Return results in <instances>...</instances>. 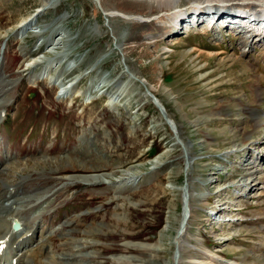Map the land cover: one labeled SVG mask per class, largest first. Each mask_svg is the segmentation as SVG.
Listing matches in <instances>:
<instances>
[{
	"label": "rangeland",
	"instance_id": "374dc122",
	"mask_svg": "<svg viewBox=\"0 0 264 264\" xmlns=\"http://www.w3.org/2000/svg\"><path fill=\"white\" fill-rule=\"evenodd\" d=\"M142 1L0 0V214L36 264H174L183 192L181 264H264V33Z\"/></svg>",
	"mask_w": 264,
	"mask_h": 264
},
{
	"label": "bare ground",
	"instance_id": "6f19581e",
	"mask_svg": "<svg viewBox=\"0 0 264 264\" xmlns=\"http://www.w3.org/2000/svg\"><path fill=\"white\" fill-rule=\"evenodd\" d=\"M211 1H213V0H207V3H205L203 5H199L198 4L199 1L194 0L193 1L194 3L191 4V6H193L194 9L190 14L188 13V16H187L188 19H191V22L193 23V22H196L197 20L204 19L206 17L207 23L214 22L215 24H217V23L221 24L224 20H226V21L229 20L231 23H234V26L237 28L240 26H245V27L250 28L251 30L248 28H246L245 30L252 31V33L255 35V37L257 34L259 36L260 34L264 33V0H245V1H243V0H219L218 2L214 1V3H210ZM96 2L98 5V8H100L103 11L105 16L106 15L108 16V14L113 13V12L110 13L109 10H104V8H102L100 6L99 0H95L94 4H96ZM142 2H144L146 5H149V6L155 5L156 7L159 8V11H161L165 14L164 16L166 19L171 18L172 22L176 21L175 23H177V24L180 21V17L182 18L181 15H183L185 12H188L187 10H184V11L181 10L179 12V10L181 8H178V9L174 8V6L177 2L176 0H143ZM225 3L233 6L230 9L231 12L228 14V15H231L230 17H224L227 15V13L222 11L223 10L222 6ZM46 4H47V2L45 1L42 6H44ZM249 4H253V5H249ZM230 7L231 6H227L225 8H230ZM244 7H247V8H244ZM248 7H251V8H248ZM203 8L207 11H205V16L204 17L202 16L203 18H201V15H198V14H199L200 9H203ZM44 9L45 8H43V9L38 8L37 12L43 11ZM254 9H255V11H254ZM236 11H237V13H235ZM244 11L247 13L244 14ZM210 12L212 13V16L210 18H208L211 15ZM232 14H234V16H232ZM125 15L126 14L121 13L120 16H124L127 19L128 15H126V16ZM38 16L39 15H36V13L29 14L27 17H25L21 20L22 22H19L20 24L19 23L18 24L19 25L30 24L34 21V19L36 20V18ZM226 25H228V24L226 23ZM231 26H233V24ZM262 36H264V34ZM4 47L5 46H3V50L5 49ZM3 50L1 51L0 56L2 55ZM132 76L134 79L135 78L138 79V77H136L134 75H132ZM143 79L147 82V80L145 78H143ZM140 81L143 82L142 80H140ZM110 102H112V98L108 97V103H110ZM158 102L161 104L159 99H158ZM161 105H163V104H161ZM163 109H165V108L163 107ZM165 116H166V114H165ZM177 131H178V128L176 127V132ZM245 138H246V135H245ZM256 158H258V154L256 155ZM181 197H182L181 214H180V217L178 219V225H177V228L175 229V236L173 237L174 239L172 241L173 244L175 245L174 252L172 254L173 255L172 259L174 261V264L176 262L177 256H178V264H181V262H182L181 261L182 259H180V256H179L180 251L178 253V249L179 248L182 249L181 240H182L183 233L185 232L187 220L190 216L189 214H190V207H191L190 204H188L187 198L183 192H182ZM17 219H18V215L13 211H10V212L8 211L7 213H5V215L3 217H0V242H1V244L3 243V245H5V248H6V246L8 247V242H7L8 239L6 237V233L8 231H10V224L12 223V221L17 220ZM26 232H27V230L24 228H21L20 230L15 231V232L11 231V235L14 236V238H18L21 236V243L23 242V245L21 246V248H23L25 246L26 240L31 239V236H32V233L28 235V234H26ZM15 256H17V261H19V259H20L19 256H21V255H19L17 247L13 251V257H15ZM201 256H203V257L201 258L200 262L196 263V262L192 261V264H222L221 261L217 260L216 257H214L216 255L210 256V255H207L205 253H202ZM17 261H16V263H17Z\"/></svg>",
	"mask_w": 264,
	"mask_h": 264
},
{
	"label": "water",
	"instance_id": "95a60500",
	"mask_svg": "<svg viewBox=\"0 0 264 264\" xmlns=\"http://www.w3.org/2000/svg\"><path fill=\"white\" fill-rule=\"evenodd\" d=\"M225 5V7L226 6H229V4H224ZM152 95V97H153V101L156 103V104H158V100H157V98L153 95V94H151ZM158 108L160 109V112H161V114L163 115V117L165 118V120L169 123L170 122V120L165 116V112L163 111V109L162 108H160V106H159V104H158ZM170 124V123H169ZM171 125V124H170ZM182 190H183V188H182Z\"/></svg>",
	"mask_w": 264,
	"mask_h": 264
}]
</instances>
